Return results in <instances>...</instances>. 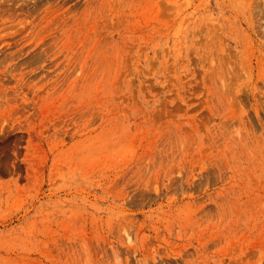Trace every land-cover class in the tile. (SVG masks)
Segmentation results:
<instances>
[{
    "label": "rangeland",
    "instance_id": "1",
    "mask_svg": "<svg viewBox=\"0 0 264 264\" xmlns=\"http://www.w3.org/2000/svg\"><path fill=\"white\" fill-rule=\"evenodd\" d=\"M0 264H264V0H0Z\"/></svg>",
    "mask_w": 264,
    "mask_h": 264
}]
</instances>
